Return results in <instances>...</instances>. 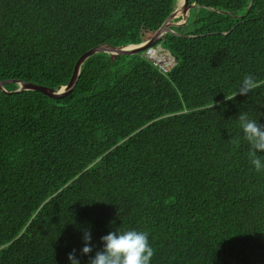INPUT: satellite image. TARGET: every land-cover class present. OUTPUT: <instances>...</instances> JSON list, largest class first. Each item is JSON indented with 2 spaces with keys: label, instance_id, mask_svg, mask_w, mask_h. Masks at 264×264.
<instances>
[{
  "label": "trees",
  "instance_id": "1",
  "mask_svg": "<svg viewBox=\"0 0 264 264\" xmlns=\"http://www.w3.org/2000/svg\"><path fill=\"white\" fill-rule=\"evenodd\" d=\"M176 4L0 0V81L58 90L93 48L151 40ZM187 15L159 41L167 75L98 54L63 98L0 89V264H70L74 249L89 264L119 226L149 233L151 264H264V173L237 120L264 124V0H187Z\"/></svg>",
  "mask_w": 264,
  "mask_h": 264
},
{
  "label": "clouds",
  "instance_id": "2",
  "mask_svg": "<svg viewBox=\"0 0 264 264\" xmlns=\"http://www.w3.org/2000/svg\"><path fill=\"white\" fill-rule=\"evenodd\" d=\"M151 48L154 49L157 46ZM159 48L170 54V51L164 49L162 46ZM147 51L145 52L147 53ZM156 56L158 59H162L164 55ZM170 56L174 59L176 65V59L172 54ZM256 87L257 82L255 77L249 74L243 78L237 94L248 95ZM234 97L225 94L226 100H232ZM237 120L242 130V139L249 145L250 164L256 172L264 173V124H261L257 119L249 118L246 111H241ZM236 142L239 143L240 141L237 140ZM100 239L102 247L95 251L94 256L90 257L89 264H151L155 254V249L150 243L147 231L135 228L121 230L119 226L114 231H109L106 235H103ZM82 240V253L90 255L94 250L93 236L90 228L83 231ZM68 260L70 264H82L81 259L76 255L75 249L68 254Z\"/></svg>",
  "mask_w": 264,
  "mask_h": 264
},
{
  "label": "water",
  "instance_id": "3",
  "mask_svg": "<svg viewBox=\"0 0 264 264\" xmlns=\"http://www.w3.org/2000/svg\"><path fill=\"white\" fill-rule=\"evenodd\" d=\"M179 5V0H177L176 7ZM183 14L186 12L187 9V0H183ZM177 13L178 11L175 10L173 13L168 17L162 28L157 32V34L151 39L148 40L147 42H144L140 45H128V46H123V47H113L107 44L97 46L93 48L92 50L88 51L85 53L77 62L76 68L73 74V77L70 81V83L67 86H62L58 90H54L51 88H47L44 86H39L33 83L25 82V81H18V80H7V81H0V89L5 92V93H20V92H25V91H38L43 93L49 98L52 99H60L68 94H70L75 87L77 86L78 80L81 75V69L85 62L90 59L91 57L98 55V54H110L112 61L114 62L117 58L120 56H133L137 55L139 53H144L147 51L149 48L153 46L161 47L159 45V41L167 34H174L178 36H184L180 35L179 33L175 32L172 27L173 26H182L185 25L188 22L189 15L185 17L184 20L179 21V22H174L177 18ZM169 51V50H168ZM171 54V53H170ZM173 56V55H172ZM8 84H17L18 89L14 92H8L6 89V86Z\"/></svg>",
  "mask_w": 264,
  "mask_h": 264
},
{
  "label": "built area",
  "instance_id": "4",
  "mask_svg": "<svg viewBox=\"0 0 264 264\" xmlns=\"http://www.w3.org/2000/svg\"><path fill=\"white\" fill-rule=\"evenodd\" d=\"M153 53H155L154 49L151 48L147 51V53L144 55V57H147L149 60H151L154 63V65H156L159 68V70L161 72L168 74L175 65L174 59L173 58L169 59V58L165 57L166 54H163L164 56L162 59H158L156 56V53L154 55H153Z\"/></svg>",
  "mask_w": 264,
  "mask_h": 264
},
{
  "label": "rangeland",
  "instance_id": "5",
  "mask_svg": "<svg viewBox=\"0 0 264 264\" xmlns=\"http://www.w3.org/2000/svg\"><path fill=\"white\" fill-rule=\"evenodd\" d=\"M184 19H185V17H182L181 15H179L178 19H176L174 22H179V21L184 20ZM176 27L177 26H173L172 28H176ZM190 29H191V25H187L185 27H182V31L183 32H188ZM158 50H161V49L159 47L154 48V52H156V55L161 56L162 54H166L165 57H167L169 59L171 58L170 54L167 51H163V52L158 53ZM145 54H146V52H144V53L142 52V53H139V54H137L135 56L143 57Z\"/></svg>",
  "mask_w": 264,
  "mask_h": 264
},
{
  "label": "bare ground",
  "instance_id": "6",
  "mask_svg": "<svg viewBox=\"0 0 264 264\" xmlns=\"http://www.w3.org/2000/svg\"><path fill=\"white\" fill-rule=\"evenodd\" d=\"M183 0H179V5L177 6V7H175L176 8V10L178 11V13H177V18L179 17V15H181L182 16V14H183V12H182V10H183ZM175 10V9H174ZM168 65V64H167Z\"/></svg>",
  "mask_w": 264,
  "mask_h": 264
}]
</instances>
